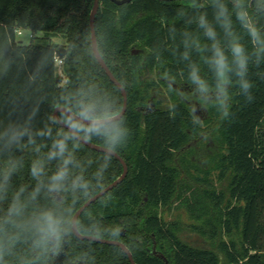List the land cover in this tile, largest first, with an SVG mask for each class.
<instances>
[{
    "label": "trees",
    "instance_id": "trees-1",
    "mask_svg": "<svg viewBox=\"0 0 264 264\" xmlns=\"http://www.w3.org/2000/svg\"><path fill=\"white\" fill-rule=\"evenodd\" d=\"M99 1L95 18L99 51L128 96L124 115L131 133L126 146L117 153L129 171L120 185L82 213L77 222L79 232L124 243L136 264H166L150 254L154 239L168 264H264V62L259 68L249 63L253 101L246 102L233 87L231 115L219 123L224 153L218 156L216 168L220 180L230 177L228 188L205 189L194 175L200 166L190 158L210 148V130L194 117L190 100L193 93H180L168 86V107H160L157 101L159 109L145 112L140 108L149 104L158 83L152 78L143 82L140 77L148 67L171 83L192 90L187 80L189 61L181 58L185 51L182 41L187 32L207 43L195 18L206 12L212 20V0H132L122 6L110 0ZM223 2L232 12V0ZM249 2L255 23L264 31V12L256 11L257 0ZM93 3L0 0V122L26 125L35 140L28 143L26 135L10 153L0 155V168L9 154L21 162L11 176L7 199L0 201V217L21 188L20 202L25 209L15 218L18 226H9V234L18 239L7 250L2 264H54L51 252L45 254L33 246V221L49 209L66 222L60 245L66 239L65 263L130 264L120 247L80 240L72 232L75 212L122 174L123 167L115 157L107 159L105 153L80 143L75 150L77 165L70 166L68 182L59 192L49 191L47 176L56 171L60 161L46 162L47 176L32 199L37 180L30 176V166L38 158L45 159L53 139L65 131L53 118L54 109L74 105L83 96L101 108L110 106L115 111L123 106L121 91L93 53L89 24ZM232 18L251 52L246 33L235 22L234 14ZM18 29L32 34L29 44L17 39ZM38 39L46 42L38 43ZM54 39H63L64 44ZM60 48H66L67 54L59 66L56 51ZM190 59L200 63L202 75L212 79L201 54L193 49ZM40 131H50V135H36ZM197 136L204 141L191 152L190 144ZM90 142L104 147L100 138L93 137ZM76 176L88 182L87 189L72 187L71 180ZM175 203L187 212L192 223L166 222L162 218L160 212ZM184 230L206 240H218L226 262L222 263L213 249L197 248L182 240L180 233ZM224 235L228 239L221 240Z\"/></svg>",
    "mask_w": 264,
    "mask_h": 264
},
{
    "label": "clouds",
    "instance_id": "clouds-1",
    "mask_svg": "<svg viewBox=\"0 0 264 264\" xmlns=\"http://www.w3.org/2000/svg\"><path fill=\"white\" fill-rule=\"evenodd\" d=\"M191 6L197 7L195 3ZM212 6L211 21L206 12H201L195 18L197 28L202 30L207 43L202 42L199 35L192 36L185 32L182 41L185 51L181 53V58L189 61L187 80L193 86V95L202 105L215 108L222 118L227 119L231 115L233 87L237 89L238 95L245 97L246 102L251 103L254 99L252 95L254 83L248 78L249 63L259 68L261 62H264V31L255 23L254 13L249 11L251 6L249 0H232V12L223 0H212ZM256 11L264 12V0H257ZM180 14L184 15L183 12ZM233 14L235 22L239 23L250 41L251 52L234 27ZM172 31L174 32L175 29ZM193 49L201 54L203 65L212 74L211 80L202 75L200 63L191 61L190 52ZM233 76L236 77L235 80ZM57 122L65 131L58 132L53 139L46 158H38L30 166V176L37 180V187L32 193L33 200L43 186V178L47 176L46 162L60 161L56 171L47 176V189L51 192H59L70 178V166L77 165L75 150L79 148L81 142L87 143L93 137L102 139L106 158L111 159L118 150L126 146L131 133L121 110L113 111L110 106L101 108L87 96H83L74 105H68L57 118ZM26 135L28 143L34 144V137L26 125L13 121L6 124L0 122V155L10 153L13 147L22 143ZM36 135H50V131H40ZM69 141H72V149H69ZM20 163L10 154L4 160V165L0 168V178H2L0 201L7 199L8 184ZM71 184L74 189L88 187V182L82 176L72 178ZM23 190L21 188L13 196L4 216L0 217V264L7 250L18 239V236L10 235L8 229L9 226H18L15 218L21 216L25 210L20 202V193ZM65 223L64 219L54 211L50 209L41 211L32 224L35 231L33 246L45 254L47 252L55 254L66 232Z\"/></svg>",
    "mask_w": 264,
    "mask_h": 264
},
{
    "label": "rangeland",
    "instance_id": "rangeland-1",
    "mask_svg": "<svg viewBox=\"0 0 264 264\" xmlns=\"http://www.w3.org/2000/svg\"><path fill=\"white\" fill-rule=\"evenodd\" d=\"M30 34L31 33L29 31H26L22 36H17V39L23 41L25 44H29L31 41ZM53 41H57L61 44H64L63 39H54ZM36 42L42 44V43H45L46 41L43 39H38ZM138 53H140V51H138ZM58 72H60V69L58 70ZM153 73L156 75L157 78L160 77V76H158L157 70H154ZM162 85L164 86V83ZM158 100L159 99H155V102H157ZM190 100L192 101L191 110H192L194 116H197L196 120L199 123H201L202 126H204L205 128H208L210 130L209 131L210 132V136H209L210 138L208 141V144L210 147V148H208L209 151L207 150L208 151L207 152V151L200 150L199 154L196 153L197 156L194 157V159H195L194 162L198 163L201 170L199 169L200 171H198V173H196L194 175L201 181V183L203 184V187L205 189L217 190V191H226V189L228 188V185H229L230 177L227 176L223 180H220L218 178L219 171L216 168L218 156L220 154L224 153V146L221 143L222 140H221L219 132H218L219 131V123L222 120V117L220 116V114L217 115L215 108L202 105L200 103V101L194 95L192 96V99H190ZM194 101H197L200 104L199 108H196V106L194 105ZM160 102H161L160 107H168V105H169V103H166L165 101H164V103H163V101H160ZM196 110L199 111V114H200L199 116L196 114ZM197 137L190 144L189 149L191 150V152L192 151L194 152L196 148L199 149L200 143H202L204 141L203 140L204 138L202 136L200 138L199 137L197 138ZM192 171H194V170H192ZM183 175H185V174H183ZM178 205H179L178 203H175L171 206L170 209L161 211L160 214H161L162 218H164V220L166 222L180 221V222L186 223V224H188L190 222L192 223L187 212L183 208H181V206H178ZM222 239L226 240V239H228V237H226L224 235L221 237V240ZM205 241H206L205 242V248L213 249L220 256L222 263H225L226 260L223 257V255L220 253L218 246H217L218 240H209V239L206 240L205 239Z\"/></svg>",
    "mask_w": 264,
    "mask_h": 264
},
{
    "label": "water",
    "instance_id": "water-1",
    "mask_svg": "<svg viewBox=\"0 0 264 264\" xmlns=\"http://www.w3.org/2000/svg\"><path fill=\"white\" fill-rule=\"evenodd\" d=\"M111 2H113L116 5L122 6L124 4H128L130 3L132 0H110ZM163 1H171V0H163ZM93 7L90 13V29H91V43H92V49H93V53L94 56L97 60V62L100 64V66L104 69L105 73L107 74V76L109 77V79L117 86V88L121 91V94L123 96V106L121 109L122 113H126L127 111V107H128V96H127V92L125 90V88L123 87V85L118 81V79L114 76V74L112 73V71L109 69V67L107 66V64L105 63L104 59L102 58L100 51H99V47H98V41H97V36H96V31H95V18L96 15L98 13L99 10V6H100V1L99 0H93ZM134 54H137L138 51H133ZM67 54V50L66 48H60L56 51V57H58L59 59H62L64 56H66ZM141 79H143V77H141ZM66 109V107L63 106H59L56 107L54 109L53 112V118L57 121V118L60 117L59 114L62 113L64 110ZM58 123V122H57ZM59 124V123H58ZM60 125V124H59ZM61 126V125H60ZM82 144L86 145L87 147H89L90 149H93L97 152H102L105 153L104 151V147L92 142H81ZM113 157H115L117 160L120 161L122 167H123V172L122 174L116 179L114 180L112 183H110L109 185H107L105 188H103L100 192L96 193L95 195L91 196L73 215L72 217V232L73 234L80 240H88V241H94L97 243H101V244H108V245H114V246H118L120 247L125 254L127 255L130 264H136L132 253L130 252V250L127 248V246L118 241V240H109V239H103L100 237H96V236H92V235H84L81 234L79 232L78 229V219L79 217L82 215V213L94 202H96L98 199H100L101 197L105 196L109 191L113 190L114 188H116L118 185H120L123 180L126 178L129 168L127 163L125 162V160L118 154L116 153ZM66 238V237H65ZM199 236H197L196 234H194V239L198 240ZM153 248L150 251V254H152L153 256H158L159 258L163 259L166 263H167V259L165 258V256L163 254H161L156 246V240H153ZM67 247V241L66 239L64 240L63 243V247L62 249L59 250V252L57 253V255L54 257V264H81L79 263H65L63 256H64V250ZM53 253H50V256H52Z\"/></svg>",
    "mask_w": 264,
    "mask_h": 264
},
{
    "label": "flooded vegetation",
    "instance_id": "flooded-vegetation-1",
    "mask_svg": "<svg viewBox=\"0 0 264 264\" xmlns=\"http://www.w3.org/2000/svg\"><path fill=\"white\" fill-rule=\"evenodd\" d=\"M171 1H174V0H171ZM141 77H143V79H141L142 81L152 78V79H156V81L158 83V86H156V87L153 88V92H156V93L153 95V97L151 99H149V104L146 107H144V108H140V110H145V112H147V111L150 112L152 110L159 109L156 106L155 99H159L158 101H163V103H164V101L166 103L169 102V98H168V89L169 88H168V86L173 87L174 89H176L180 93L186 92V93L190 94L189 91L192 93L191 88H189L188 86L187 87L177 86V85L171 83V81L166 80L165 78H162V77L157 78L156 75L153 72L151 73V71L149 70L148 67H146L145 73ZM161 82H163L165 85L163 86ZM194 105L196 106V108H199V106H200V104L197 101H194ZM196 114L199 116L200 115L199 114V111L196 110ZM194 117H195V119H197V116H194ZM196 156H197V154H194L190 158V161L194 162L195 161L194 157H196ZM194 234H196L197 236H199L195 232L188 231V230H184V231H182L180 233V237H181L182 240H184L185 242H187L188 244H190V245H192L194 247H197V248H205V242H206L205 239L202 238L201 236H199L200 239L198 238V240H195L194 239ZM62 247L63 246H61L58 249V251H56V253L51 256V257H53V259L57 255V253L59 252V250L62 249ZM166 264H168V263H166Z\"/></svg>",
    "mask_w": 264,
    "mask_h": 264
},
{
    "label": "built area",
    "instance_id": "built-area-1",
    "mask_svg": "<svg viewBox=\"0 0 264 264\" xmlns=\"http://www.w3.org/2000/svg\"><path fill=\"white\" fill-rule=\"evenodd\" d=\"M26 31L22 30V29H18L16 31L17 36H22ZM30 37H32V34H30ZM56 63L60 66L62 64V59H59L58 57H56Z\"/></svg>",
    "mask_w": 264,
    "mask_h": 264
}]
</instances>
